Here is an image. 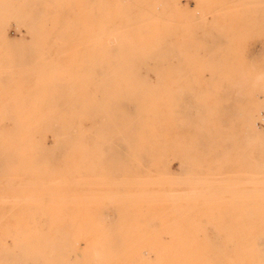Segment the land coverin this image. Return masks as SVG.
Returning <instances> with one entry per match:
<instances>
[{"label": "rangeland", "instance_id": "rangeland-1", "mask_svg": "<svg viewBox=\"0 0 264 264\" xmlns=\"http://www.w3.org/2000/svg\"><path fill=\"white\" fill-rule=\"evenodd\" d=\"M0 264H264V0H0Z\"/></svg>", "mask_w": 264, "mask_h": 264}, {"label": "bare ground", "instance_id": "bare-ground-1", "mask_svg": "<svg viewBox=\"0 0 264 264\" xmlns=\"http://www.w3.org/2000/svg\"><path fill=\"white\" fill-rule=\"evenodd\" d=\"M249 127H251V125H250ZM254 181H255V180H254Z\"/></svg>", "mask_w": 264, "mask_h": 264}]
</instances>
